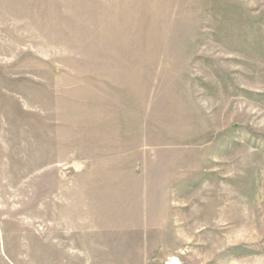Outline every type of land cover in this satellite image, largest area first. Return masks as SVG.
Here are the masks:
<instances>
[{
  "label": "rangeland",
  "instance_id": "374dc122",
  "mask_svg": "<svg viewBox=\"0 0 264 264\" xmlns=\"http://www.w3.org/2000/svg\"><path fill=\"white\" fill-rule=\"evenodd\" d=\"M0 264H264V0H0Z\"/></svg>",
  "mask_w": 264,
  "mask_h": 264
}]
</instances>
